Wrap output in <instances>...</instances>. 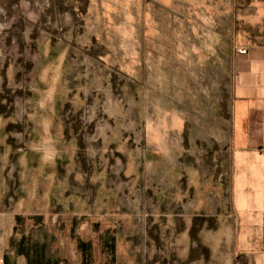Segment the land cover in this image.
Returning <instances> with one entry per match:
<instances>
[{
  "label": "rangeland",
  "instance_id": "374dc122",
  "mask_svg": "<svg viewBox=\"0 0 264 264\" xmlns=\"http://www.w3.org/2000/svg\"><path fill=\"white\" fill-rule=\"evenodd\" d=\"M250 1L0 0V264H233Z\"/></svg>",
  "mask_w": 264,
  "mask_h": 264
},
{
  "label": "crops",
  "instance_id": "0c3cea01",
  "mask_svg": "<svg viewBox=\"0 0 264 264\" xmlns=\"http://www.w3.org/2000/svg\"><path fill=\"white\" fill-rule=\"evenodd\" d=\"M240 15L249 30L261 32L249 34L235 54L224 171L218 175H224L230 203L240 208L242 225L227 216L225 229L236 240L235 256L248 261L242 264H264V241L249 243L264 240V0H251Z\"/></svg>",
  "mask_w": 264,
  "mask_h": 264
},
{
  "label": "trees",
  "instance_id": "16d2710c",
  "mask_svg": "<svg viewBox=\"0 0 264 264\" xmlns=\"http://www.w3.org/2000/svg\"><path fill=\"white\" fill-rule=\"evenodd\" d=\"M234 264H242L240 261H239V256L237 255L234 259Z\"/></svg>",
  "mask_w": 264,
  "mask_h": 264
},
{
  "label": "built area",
  "instance_id": "2783aa9c",
  "mask_svg": "<svg viewBox=\"0 0 264 264\" xmlns=\"http://www.w3.org/2000/svg\"><path fill=\"white\" fill-rule=\"evenodd\" d=\"M239 52L242 53V52H244V50H239ZM263 148H264V146H263Z\"/></svg>",
  "mask_w": 264,
  "mask_h": 264
}]
</instances>
